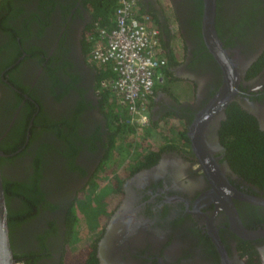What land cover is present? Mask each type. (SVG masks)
<instances>
[{"label":"flooded vegetation","instance_id":"1","mask_svg":"<svg viewBox=\"0 0 264 264\" xmlns=\"http://www.w3.org/2000/svg\"><path fill=\"white\" fill-rule=\"evenodd\" d=\"M89 1L0 3V145L19 142L1 150L0 178L14 186L16 264H264V184L233 171L219 125L198 156L178 136L221 81L200 35L201 1L133 0L162 59L137 131L153 127L158 138L136 136L118 167L119 135L85 52ZM214 27L229 57L245 62L219 123L233 103L264 130V0H215ZM173 121L181 126L162 130Z\"/></svg>","mask_w":264,"mask_h":264},{"label":"built area","instance_id":"2","mask_svg":"<svg viewBox=\"0 0 264 264\" xmlns=\"http://www.w3.org/2000/svg\"><path fill=\"white\" fill-rule=\"evenodd\" d=\"M88 59L108 66L111 76L100 79L98 89H108L119 105V120L130 134L146 125L153 82L162 59L155 53L156 28L136 12L133 0H116L112 23H94L88 35Z\"/></svg>","mask_w":264,"mask_h":264},{"label":"trees","instance_id":"3","mask_svg":"<svg viewBox=\"0 0 264 264\" xmlns=\"http://www.w3.org/2000/svg\"><path fill=\"white\" fill-rule=\"evenodd\" d=\"M6 1L7 0H0V3ZM115 6L116 0L89 1L88 9L91 14L90 27L92 29L89 27L91 31L87 34L86 37H88V35L93 32L95 22H97L99 25H109L112 23L113 11ZM91 44V40L85 43L86 55H88V50ZM97 66L99 68L97 79L107 78L111 76V72L109 71L107 65L97 64ZM97 87L98 83L96 84L95 88ZM98 92L102 99L105 100L107 98H110V92L108 89L104 88L99 90ZM103 110L105 116L108 117L109 123L113 122L115 124L114 133H118V135L120 136L123 130L125 131L130 129L129 126L127 128H123V123L121 120H119V105L109 100V102H107L103 106ZM225 111L226 116L220 121L217 133L220 143L224 147L225 157L228 160L230 167L233 169V171H235L245 179L255 183L264 184V130H261L257 127V124L252 116L240 110L233 103L228 104L225 108ZM184 130L185 129L183 128L179 131V139H187L186 135L184 134ZM114 142L116 143V141H113V144H115ZM17 144H19V142ZM17 144L10 147H2L0 145V150H2L4 153H8L10 151H13ZM126 145L130 146V141H127ZM1 184L6 205V199L9 195L10 189L14 191V186L11 184H5V181H3L2 178ZM7 210V227L8 230H10L14 221L11 218L10 210L9 212ZM13 256L15 257V255ZM83 264H95V261L91 257L89 260H87V262H84Z\"/></svg>","mask_w":264,"mask_h":264},{"label":"water","instance_id":"4","mask_svg":"<svg viewBox=\"0 0 264 264\" xmlns=\"http://www.w3.org/2000/svg\"><path fill=\"white\" fill-rule=\"evenodd\" d=\"M200 35L207 51L213 56L221 72V81L208 99V101L194 113L191 121L186 127L185 134L193 153L198 156L200 152L197 148L203 145V135L212 132L219 125V120L223 117V108L234 97L236 85L243 71L245 62L239 59L236 62L229 57L226 50L221 46L217 38L214 20H215V0H200ZM3 154L0 150V155ZM232 191H234L231 188ZM247 199H250L247 196ZM264 203V201H263ZM232 217L237 219L231 202H229ZM0 264H16L15 258L9 242L6 205L3 194V188L0 178Z\"/></svg>","mask_w":264,"mask_h":264},{"label":"rangeland","instance_id":"5","mask_svg":"<svg viewBox=\"0 0 264 264\" xmlns=\"http://www.w3.org/2000/svg\"><path fill=\"white\" fill-rule=\"evenodd\" d=\"M184 86H185V83H179L177 84L176 86H174L173 84L170 86V90L175 94V95H181L184 91ZM167 124H165L163 127H162V130L164 129H167L169 131L175 129L177 126H181V123L179 124H175V121L171 122V124L169 125L168 124V127L169 128H166ZM139 132V133H137ZM161 134V133H160ZM140 135V137L142 136H145L147 138H150V140H152L151 142H156L157 141V138H158V135L157 133H155V130L153 127H148L146 128L145 130H140V131H136V133L134 134V132H132L131 134L129 132H125V131H122V134L120 136H118V145L116 146V150L118 153L114 154L115 157L114 160L116 159L117 162L115 164V167H118L119 163H120V159L125 157L126 156V152H124L122 150V148L126 147V144H125V141H122L123 138L125 137L128 141H130L132 144H136L137 142H139L137 139H136V136ZM144 137V138H145ZM164 135L162 136V139H163ZM122 138V140H121ZM146 138V139H147ZM124 145V146H123ZM128 151V149H127ZM105 177L102 178V180L104 179ZM101 180V181H102ZM76 246V245H75ZM75 248V247H74ZM74 248H72L70 250V252L72 250H74ZM66 262L68 263V261L66 260Z\"/></svg>","mask_w":264,"mask_h":264},{"label":"crops","instance_id":"6","mask_svg":"<svg viewBox=\"0 0 264 264\" xmlns=\"http://www.w3.org/2000/svg\"><path fill=\"white\" fill-rule=\"evenodd\" d=\"M178 84V83H177Z\"/></svg>","mask_w":264,"mask_h":264}]
</instances>
